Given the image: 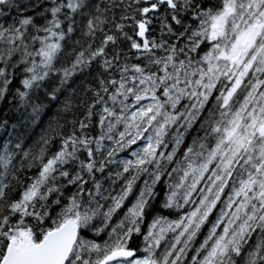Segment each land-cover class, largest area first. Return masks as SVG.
<instances>
[{
	"label": "snow or ice",
	"instance_id": "snow-or-ice-1",
	"mask_svg": "<svg viewBox=\"0 0 264 264\" xmlns=\"http://www.w3.org/2000/svg\"><path fill=\"white\" fill-rule=\"evenodd\" d=\"M0 264H264V0H0Z\"/></svg>",
	"mask_w": 264,
	"mask_h": 264
}]
</instances>
